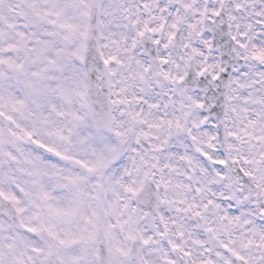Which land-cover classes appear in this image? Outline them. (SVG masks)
Segmentation results:
<instances>
[{
	"label": "snow or ice",
	"instance_id": "obj_1",
	"mask_svg": "<svg viewBox=\"0 0 264 264\" xmlns=\"http://www.w3.org/2000/svg\"><path fill=\"white\" fill-rule=\"evenodd\" d=\"M0 264H264V0H0Z\"/></svg>",
	"mask_w": 264,
	"mask_h": 264
}]
</instances>
